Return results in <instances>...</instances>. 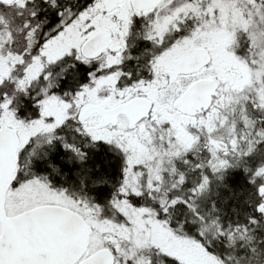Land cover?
<instances>
[{
    "label": "snow or ice",
    "instance_id": "6c2138e0",
    "mask_svg": "<svg viewBox=\"0 0 264 264\" xmlns=\"http://www.w3.org/2000/svg\"><path fill=\"white\" fill-rule=\"evenodd\" d=\"M0 264H264V0H0Z\"/></svg>",
    "mask_w": 264,
    "mask_h": 264
}]
</instances>
